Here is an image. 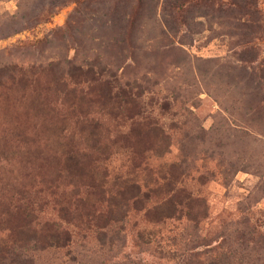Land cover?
Listing matches in <instances>:
<instances>
[{
  "label": "rangeland",
  "instance_id": "obj_1",
  "mask_svg": "<svg viewBox=\"0 0 264 264\" xmlns=\"http://www.w3.org/2000/svg\"><path fill=\"white\" fill-rule=\"evenodd\" d=\"M147 262L264 264V0H0V264Z\"/></svg>",
  "mask_w": 264,
  "mask_h": 264
},
{
  "label": "trees",
  "instance_id": "obj_2",
  "mask_svg": "<svg viewBox=\"0 0 264 264\" xmlns=\"http://www.w3.org/2000/svg\"><path fill=\"white\" fill-rule=\"evenodd\" d=\"M44 140H45V143H47L48 138L45 137ZM90 144H92L93 146H94V144H98L99 147L101 146L97 139L92 140ZM105 145L106 144H104L102 146H105ZM72 156L74 157L75 162L78 163L80 160L79 155L74 154ZM97 184L100 185V182H98ZM198 199H200V198H178L175 200H174V198H164V199L159 200L155 205H152L151 207L153 209H156L157 207H159V213H158L159 214V216H158L159 220L165 218L162 216V214L164 213L163 211L165 210V205H169V206L173 207V209L174 208L177 209L179 214H180V212H183L185 210L184 211L185 217L193 220V227H195L198 225V219L202 218V216H204V214H202V213H204L207 209L206 201L204 203L203 198L201 200L202 204L200 207L194 206L195 201ZM139 200H142V198H120L119 201H117L116 198H114V201H113V198L107 199V201L109 202V205L111 207H113L112 209L110 208L109 211H113L115 209V211H120V212L123 210V207H126L129 203H137V201H139ZM149 200H150V198H145V202H147ZM13 207H16V206H13ZM12 208H11V210H12ZM23 208H24L25 214L27 215L26 216L27 218H26L24 225H22V227L19 226L21 231H23V228L25 229L32 221H35L34 220L35 215L33 212V208L32 207L28 208L26 206ZM194 208H196V209H194ZM145 209L147 211L150 209V207H146ZM169 213H171V212H169ZM169 215L171 216V214H167L166 216H169ZM35 222H36L37 226L33 230H37L40 226H42V224H40V221L36 220ZM44 224H45V222H44ZM50 224L52 225V232L49 233L47 236V244L48 245H55V246H63L65 243H67V240L69 239V237L67 235L68 231L65 228L61 227V225L59 224V226L61 228V231H60L59 226L55 225L54 221L51 222ZM104 233H103V235H104ZM139 236H140V233H139ZM101 238L102 237H100V239ZM1 241L3 244L7 243L6 239L1 240ZM13 242H16L15 238L12 239L11 244H6L7 247H11L14 244ZM110 242H112V240H110ZM197 254H199V253H196L195 255H197ZM143 264H152V262H149V263L147 262V263H143ZM188 264H215V262H213V263H211V262L199 263L198 262V263H188Z\"/></svg>",
  "mask_w": 264,
  "mask_h": 264
}]
</instances>
